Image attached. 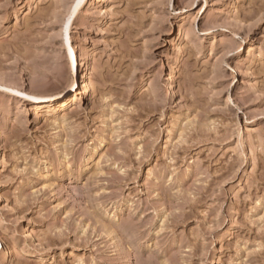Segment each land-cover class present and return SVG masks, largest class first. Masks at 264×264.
<instances>
[{
  "label": "rangeland",
  "instance_id": "374dc122",
  "mask_svg": "<svg viewBox=\"0 0 264 264\" xmlns=\"http://www.w3.org/2000/svg\"><path fill=\"white\" fill-rule=\"evenodd\" d=\"M72 5L0 0V264H264V0Z\"/></svg>",
  "mask_w": 264,
  "mask_h": 264
},
{
  "label": "bare ground",
  "instance_id": "6f19581e",
  "mask_svg": "<svg viewBox=\"0 0 264 264\" xmlns=\"http://www.w3.org/2000/svg\"><path fill=\"white\" fill-rule=\"evenodd\" d=\"M85 1L86 0H73V5H72L73 6V10L77 9ZM65 45H66L67 55L72 59V65H71V70H70L71 74H72L71 76L74 79L76 78V80H74L73 84L70 86L66 96H64L62 94H58V95L54 96L53 98L52 97L51 98H47L49 100V102H52L54 100L58 101V100H61V99H63V102L71 101V99L76 96L77 92L80 89V84L78 83V79H77L76 60L74 59V56H73L74 50H73V47L70 44V39H69V37L67 35L65 36ZM170 77L171 76L169 75L167 80H166V82H167L168 86L171 88L172 83H171V78ZM5 89L9 90V88H7V87H5ZM84 91H86V90H84Z\"/></svg>",
  "mask_w": 264,
  "mask_h": 264
}]
</instances>
